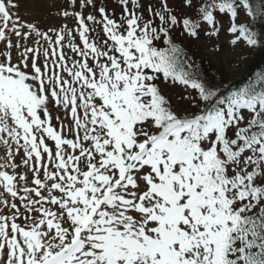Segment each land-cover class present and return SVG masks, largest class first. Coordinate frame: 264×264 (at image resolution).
I'll return each instance as SVG.
<instances>
[{
	"label": "snow or ice",
	"instance_id": "obj_1",
	"mask_svg": "<svg viewBox=\"0 0 264 264\" xmlns=\"http://www.w3.org/2000/svg\"><path fill=\"white\" fill-rule=\"evenodd\" d=\"M114 2L0 0V264H264V68L229 89L179 39L228 17L264 56V0Z\"/></svg>",
	"mask_w": 264,
	"mask_h": 264
},
{
	"label": "rangeland",
	"instance_id": "obj_2",
	"mask_svg": "<svg viewBox=\"0 0 264 264\" xmlns=\"http://www.w3.org/2000/svg\"><path fill=\"white\" fill-rule=\"evenodd\" d=\"M17 2L20 4L18 11L22 20L38 22L44 28L59 29L65 24L69 28L75 27L74 19L71 17L64 18L62 16V11L68 8L69 0H17ZM101 2H103V0H101ZM107 5L109 8H115L117 13L120 12V8L114 0H107ZM222 25L218 37L209 38L201 35L199 39H196V41H193L191 44V40H183V43L186 48L189 47L196 53V57L202 58V60H200L202 68H204V66L209 69L210 67L213 69L215 68L220 70L224 75L233 78L239 76L243 72L248 65L249 59L255 52L250 51L243 43L237 46H232L230 44L232 36L227 31L229 28L228 17L223 18ZM13 41L15 42V37H13ZM0 48H3L2 44H0ZM217 48L218 50H216ZM20 51H22V49ZM17 54L18 52L14 50L13 55L15 56ZM167 91L169 95L172 96L174 103L186 104V102L180 99V97L185 94L181 86L176 85L174 87H169ZM4 155V149L0 147V164L5 162ZM29 178H31L30 174Z\"/></svg>",
	"mask_w": 264,
	"mask_h": 264
},
{
	"label": "trees",
	"instance_id": "obj_3",
	"mask_svg": "<svg viewBox=\"0 0 264 264\" xmlns=\"http://www.w3.org/2000/svg\"><path fill=\"white\" fill-rule=\"evenodd\" d=\"M256 30L260 31V32H264V23H257L256 24ZM180 41L183 40H191L190 44L196 40L190 39V38H185L183 36L179 37ZM183 46L185 47V49L187 50L189 56L192 57V59L197 62V65H200L201 70L206 73L208 76H216L217 79L214 81V83H219L221 80L226 82V86L229 89H236V88H240L245 86L248 81L249 78L253 75V73L255 71H259L260 69L264 68V56H262L260 53H254L252 54L251 58L248 61V65L245 67V69L243 70V72L237 76V77H229L228 75H224L220 70L217 69H213L210 67L206 68L204 66V68H202L201 66V61L202 58H198L195 56L196 53H194L189 47L186 48L185 44L183 43ZM199 63V64H198Z\"/></svg>",
	"mask_w": 264,
	"mask_h": 264
}]
</instances>
